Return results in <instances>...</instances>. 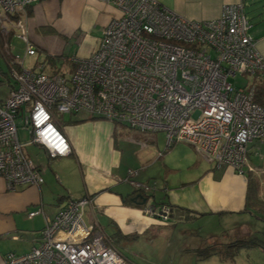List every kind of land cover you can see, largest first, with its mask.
Instances as JSON below:
<instances>
[{
  "label": "built area",
  "instance_id": "2783aa9c",
  "mask_svg": "<svg viewBox=\"0 0 264 264\" xmlns=\"http://www.w3.org/2000/svg\"><path fill=\"white\" fill-rule=\"evenodd\" d=\"M40 1L0 0V8L9 19ZM113 4L120 16L102 29L90 55L70 59L74 68L68 76L47 75L42 64L24 68L25 57H34L36 50L23 31L18 36L24 52L10 57L13 82L0 101V178L6 189L43 183L39 165L24 147L38 146L50 158L69 155L55 116L80 112L138 133H163L166 148L185 143L215 167L243 176L247 145L264 140V106L254 101V85L230 82L239 75L264 78V57L249 35L243 4H224L217 19L203 22L185 20L155 0ZM12 21L23 30L21 20ZM19 130L28 142L20 141ZM135 174L128 170L126 182L150 197L156 183L135 182ZM91 202L89 197L67 200L46 220L37 245L22 255L7 254L3 264H132L96 225L86 223ZM141 211L162 223L172 213L168 205L155 203Z\"/></svg>",
  "mask_w": 264,
  "mask_h": 264
},
{
  "label": "crops",
  "instance_id": "0c3cea01",
  "mask_svg": "<svg viewBox=\"0 0 264 264\" xmlns=\"http://www.w3.org/2000/svg\"><path fill=\"white\" fill-rule=\"evenodd\" d=\"M155 1L185 20L201 22L217 19L224 4L242 3L250 24L249 35L264 57V0ZM119 16L113 0H42L27 7L17 17L23 30H13L8 47L11 38L20 36L23 31L36 50L27 69L42 64V71L47 75L68 76L74 68L63 57L69 42L74 40L78 44L72 58L87 57L96 48L102 29ZM19 42V54L23 55L25 42L23 39ZM260 81L256 87L264 86V81ZM65 115L64 123L60 121L64 115H56L55 122L71 153L50 158L43 149L34 146L30 155L41 170L43 183L40 186L19 185L8 191L0 178V264L9 253L22 255L36 246L46 220L54 217L69 199L91 198L85 212L86 223L96 225L124 258L122 248L129 238L144 235L158 226H168L179 216L185 215L188 220L191 215H197L196 218L203 215H253L252 210H246L248 176H240L228 167L217 168L209 162L208 167L199 169L188 182L172 188L165 180L150 197L142 196L126 182L127 171L137 170L132 177L135 182L150 183L153 180L148 166L157 160H151L149 154L154 148L148 145L155 144L158 149V133H138L87 113ZM127 132L132 136L126 135ZM129 139L141 144L144 151L148 147V152H143V157L138 159L145 169H138L131 161L125 160L126 148L122 145ZM261 143L253 141L247 145V155L252 161L259 158ZM148 203L171 207L173 215L169 222L162 223L144 215L141 208ZM35 211H38L36 215L28 216Z\"/></svg>",
  "mask_w": 264,
  "mask_h": 264
},
{
  "label": "rangeland",
  "instance_id": "374dc122",
  "mask_svg": "<svg viewBox=\"0 0 264 264\" xmlns=\"http://www.w3.org/2000/svg\"><path fill=\"white\" fill-rule=\"evenodd\" d=\"M3 15L0 8V16H2L0 17V30L4 29L7 35H11L15 26L12 24V19L9 21ZM6 33L3 32L4 36ZM19 40L16 35L11 38L10 52L13 56L20 53ZM77 45L74 40L69 42L67 52L63 55L68 63L74 57ZM2 52L5 57L0 55V101L8 97L9 85L13 82L8 66L11 58L4 50ZM32 62L33 58L26 57L24 68H29ZM261 79L254 80L251 77L239 75L230 82L235 87L244 88L249 85L256 86ZM197 116V111L191 114L192 118ZM58 118L57 116V121L60 120ZM66 119L67 116L64 115L60 120L61 123H64ZM126 135L132 136L130 132ZM19 138L22 143L30 140L22 130H19ZM124 143L121 145L126 148L124 150L125 160L131 161L132 165L138 169H143L138 159L143 157V152H148V147L144 151L141 144L131 139ZM156 143L158 149H155V144L148 145L154 148L152 154H149L151 160H157L148 166L150 167L148 168L149 176L153 178L151 182L156 183V188L165 180L172 188L179 183H186L191 176L196 175L199 169L209 165L204 157L185 143H174L166 148L164 134H157ZM34 146H25L24 154L36 162L30 156ZM258 148L257 157L259 158L252 161V158L247 155L243 176L253 179L256 196L259 201L264 202V140ZM129 149L131 150L130 157H128ZM255 203L253 200L252 204L257 206ZM196 216L191 215L188 220H185L188 217L182 215L172 220L168 226H158L144 235L129 238L122 248L125 258L132 264H264V221L254 215H203L198 218ZM171 217L172 213L170 219Z\"/></svg>",
  "mask_w": 264,
  "mask_h": 264
},
{
  "label": "trees",
  "instance_id": "16d2710c",
  "mask_svg": "<svg viewBox=\"0 0 264 264\" xmlns=\"http://www.w3.org/2000/svg\"><path fill=\"white\" fill-rule=\"evenodd\" d=\"M10 20H16L17 17L12 16V17H8ZM9 36L6 37L3 34V31L0 30V55L2 57H5V55L3 54V50L5 51V53L7 54V56L11 57V52L6 49L8 46V39ZM254 101L256 103H258L261 106H264V86H254ZM253 179H249V177L247 178V204H246V210H252L251 214H253L254 216H256L257 218H259L260 220L264 221V202L259 201V199L256 196V187L254 186V184L252 183ZM139 196V195H138ZM137 196V198H138ZM144 198V197H143ZM142 199V198H141ZM254 200V203L257 206H254L252 204V201ZM172 210V209H171ZM259 213H257V212ZM182 213H184L182 211ZM172 215H173V211H172ZM236 244V243H235Z\"/></svg>",
  "mask_w": 264,
  "mask_h": 264
}]
</instances>
